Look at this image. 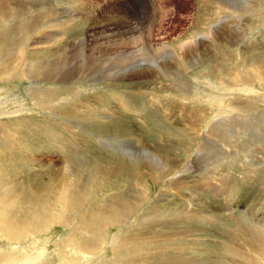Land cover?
Segmentation results:
<instances>
[{"label": "rangeland", "instance_id": "rangeland-1", "mask_svg": "<svg viewBox=\"0 0 264 264\" xmlns=\"http://www.w3.org/2000/svg\"><path fill=\"white\" fill-rule=\"evenodd\" d=\"M223 1L227 7L222 6L224 9L219 11L217 0H163L161 17L155 11L154 18L146 19V15L153 13L147 9V13L141 18L142 26L140 15L136 16L138 14L136 8L141 6L137 0H0V32L6 28H14L17 37L23 35V32L28 34L29 31L26 32L24 28L19 27L21 19H33L41 15L40 11L44 9H50L54 14H58L57 21H69V25L65 22L67 26L64 23L60 25L57 21L51 23L49 30L54 31L56 36L49 39L46 37L47 46L44 47V43L33 45L29 42V48L32 47V50L37 51L45 48L52 53L51 57L55 56L56 50L67 51L71 45L78 46L85 42L84 49L93 53V58L97 53L104 55L96 60L105 61L102 67L122 73L124 70H120L116 65L121 63V59L116 58L120 57L117 55L119 50H114V46L108 48L107 52L102 51V48H96L97 46L94 45L97 44L90 42L93 35H106L103 41L108 45L114 40L119 42L118 40L127 38L130 26L137 25V29L139 28L137 33L141 32L140 37H146L137 47H131V50L139 51L140 66L128 68L125 72L129 74L133 69L141 70L144 76L140 75L138 79L128 80L126 77L121 80L111 77L102 80L99 77L101 73L86 80H83L80 74L82 80L72 79L67 82L29 81L23 77L16 78L13 74L11 79L0 78V161H10L15 170L26 168L22 170L23 178L20 183H17L19 178L17 179L16 175L11 179L15 180L13 185L17 193L27 184L24 178L29 174L32 178L42 173L37 176L40 178L37 181L49 182L56 177L54 173L51 175L52 170L63 171L53 183L49 200L44 202L51 204L49 214L53 213L49 226L33 236L15 237L13 240H7L6 235L0 233V264L21 262V264H65L64 262L68 260V264H175L178 261L174 258L184 259L187 264H192L193 260L197 261L196 264H223V261L228 264H249L240 258H230L231 261L223 246L230 244L231 239L239 244L243 243V240L246 241L248 235L239 229L237 225L239 222L264 224V183H262L264 138L256 141L247 140L249 148L243 149V153L248 151V159L246 156L237 155L233 146L223 147L219 142L214 145L207 141L210 138L216 139L215 136H211L212 133L208 134L215 116L219 118L221 115H226L227 119H231L240 114V110L233 104L235 99L242 101L254 99L253 103L257 108L252 110L248 117L255 119L258 113L264 114V88L253 82L254 75L248 68L252 63V57L264 56V17L260 21L256 14L249 12L243 14L231 8L230 1ZM260 4L264 6V0H261ZM26 8L34 9L27 12ZM235 15L244 16L239 18H242L240 21L225 19ZM71 16L74 17L72 20H70ZM45 23H33L27 29L33 30L38 24ZM233 27H236L235 30ZM235 31L242 36L241 42H235L237 38L232 37L235 36ZM229 32L231 34L226 35ZM35 33H39L38 30ZM135 33L136 31L133 30L132 35ZM203 36L208 37L205 39ZM221 38L223 41L219 42ZM59 40L63 42H58ZM217 43H226L228 49H224V45L221 44L219 50L214 48V44ZM168 49L174 50L176 58L169 57ZM220 50H228L224 59L215 55V52ZM144 58H148L149 61L144 62ZM5 60L1 64L7 65L13 61V59ZM154 60L158 61L161 70L177 73L175 82L178 84L172 83L173 78L170 79L171 81L162 78L151 82L153 76H159L154 70L156 67L151 64ZM74 61L77 65L81 59L77 58ZM22 68L23 66L20 67ZM150 71H154V75H145ZM240 81L254 85L252 89L258 93L248 96L249 94L241 91L225 89L226 86L235 88L234 85L243 83ZM131 82L134 83L135 88ZM30 86H35L33 88L40 89L39 91L52 90L54 97L51 103L54 107L37 105L38 103L28 94L30 90L28 92L27 89ZM129 86L136 90L130 89ZM164 87L170 90L161 92ZM88 97H99L100 101L102 99L101 104H88ZM65 108H73L74 115L70 121L60 115V111ZM195 109L210 111V114H206L207 117L203 121L202 111L200 121L203 123H195L198 129L191 131L185 125L192 120L191 111ZM76 113L82 117L77 116ZM185 114H188L190 120ZM256 125V128H261V133H257L256 128H253L254 133L251 135L249 126L247 130L249 134L243 131L235 136L234 142L239 151L241 150L239 144L245 142L247 135L257 137L258 134L264 133V126L258 123ZM186 130L187 134L179 138L178 132ZM13 136H17L16 140ZM126 139L129 140L125 141ZM205 143L208 145L205 151L207 154L199 151L200 146ZM135 146L145 148L149 154L168 156L169 160L166 165L153 169L152 165L155 163L151 165L149 159L140 161L130 152L127 154ZM209 146L213 148L209 149L211 153L208 150ZM255 146L258 147L256 151ZM218 147L222 149L221 152ZM6 157L7 159H4ZM169 162L175 163L174 165L180 169H188L187 175H183L180 170L175 175L157 181L156 173L168 168ZM99 167L108 169L116 167L123 173L118 175L114 169L101 172ZM245 167L250 168L251 171ZM136 169L140 171L138 178L129 175ZM67 173L73 175L72 179L79 177L80 182H85L86 179L92 193L102 196L103 202L109 197L115 200L111 197L114 195L120 196L129 203L130 210L127 211L126 219L122 224L97 231L101 237H106V245L102 244L98 249L96 244H93V247H85L88 252L94 253H85L67 239L72 230L68 222L72 224L74 218H79L78 214L74 215L75 217L68 216L65 220L56 219L64 207L62 198L71 187L68 185ZM207 173L210 175L209 178ZM204 177L208 181H204ZM217 178L222 179L224 185L228 184L230 188L223 186V190L217 188L218 191L213 190L215 187H220L219 184L222 185L219 181L215 182ZM168 180H174L175 183ZM205 182H209L211 187ZM199 183H204V186ZM231 183L236 184L231 186ZM36 186L37 183L32 185L34 189ZM1 194H3L2 190H0ZM2 202L1 199L0 207ZM3 209L0 208V211H4ZM151 210L155 211L154 215L149 214ZM179 216H186V220H176ZM72 217L73 219H70ZM132 230L144 233L146 236L152 235L153 244L146 247L147 257L149 258L150 255L152 261H144L145 263L139 259L125 263L120 261V258L130 259L142 252L140 249L112 248ZM171 231L176 233L175 237H171L173 239L168 237ZM185 232L188 234L183 241L187 242L182 243L178 239H181ZM78 235L83 238L79 237L83 242L88 234L82 232ZM63 242L69 246L63 245ZM160 253L162 255L159 256ZM246 253L259 260L255 251H246ZM24 255L28 256L24 257Z\"/></svg>", "mask_w": 264, "mask_h": 264}, {"label": "bare ground", "instance_id": "bare-ground-1", "mask_svg": "<svg viewBox=\"0 0 264 264\" xmlns=\"http://www.w3.org/2000/svg\"><path fill=\"white\" fill-rule=\"evenodd\" d=\"M162 1H160V0H157V1L156 0H151V1H149V0H137V2L141 6L136 8L138 11V14H136V16L140 15L139 18H140V22H142L141 23L142 26H143V21L141 20V18L145 16V13H147L146 12L147 9H150L153 13H151L152 16L146 15V17H145L146 19L154 18L155 11H156V14L158 13V15L161 17V15L163 14V11H162V7H163L162 3L163 2ZM228 1L231 2V6H230L231 8L233 7L235 10L241 11L243 14L246 12H249V14L250 13L256 14L257 18H259L260 21L264 17V6L262 4H260L261 0H228ZM31 4H33V3H31ZM232 4H234V6ZM217 6H218V8H220L219 11L223 7H225V8L227 7L226 3H224L223 0H217ZM50 8H52V7H50ZM30 9L32 10L34 8H26V11L29 12L28 10H30ZM40 12H41V15L39 14L38 16H36L33 19H29V18H24V19L22 18L21 19L22 22L19 25V27L24 28L23 30L26 32L29 31L28 34L26 33L27 35L23 32V35H20V37H17L14 28L13 29L6 28L5 30H2L0 32V78L9 77V79H11L12 78L11 76L13 74V76H15L16 78L23 77L29 81H35L36 80L39 82H41V81L52 82V81L58 80V81H62V82H67V81H70L72 79L73 80H82V79L86 80L87 78L94 77L96 74H99V73H101L99 77L102 80H105V79L111 78V77L121 78V80L128 77L126 79L133 80V79H138L140 75L144 76L143 74H141V70H136V69H133L131 71V73H129V74L125 73V72H127L126 70L128 68H135V67L140 66L139 61H138L139 51L137 49L131 50V47L132 46L137 47L140 43L143 42V40L146 37L145 36L140 37L141 32L137 33V30L139 29V28L137 29V25L136 26H130L129 31L127 33L128 34L127 38L126 37L124 39L119 38V39H121V40H118L119 42H114L115 41L114 40L112 44H108V45L105 44L106 41L104 42L103 40L106 38V35H102V36L101 35L100 36L93 35L94 36L93 39L91 38L92 40L90 42L97 44V45H94V44L93 45L97 46L96 48H102V51L107 52V49L111 48L113 46L115 47L114 50H119V54H117V55H119L120 57H116V58L121 59V63H120V65H118L116 63L115 64L120 68V70H124V72L116 73V72L111 71V68L102 67L105 64V61H103V60H100V62L96 61L97 59H100L99 57L104 56L103 54L97 53L95 55V58H93L92 57L93 53L86 52L84 49V46H86L85 42L82 43L83 45L82 44H79L78 46H76V45L72 46L71 45L69 50L66 49L67 51H65V50L59 51L60 49L56 50V54L54 57H51L50 55L52 53H50V51L46 50L45 48L43 50H38V51L32 50L31 49L32 47L29 48L28 47L29 42H31L33 45H36V44L38 45V44L44 43L45 44L44 47H45V46H47L45 43V41H47L46 37L49 39L51 37L56 36V35H54L56 33H54V31L50 32L49 29H51V23L54 21H57L56 17L58 14H54L53 11L50 9H47V10L44 9ZM242 16H244V15H242ZM242 16H237V15L228 16V17L226 16L227 18H225V19H235L236 21H240L242 18L241 19H239V18ZM73 18L74 17L71 16L70 20H72ZM49 20H51V21L48 23H45L46 21H49ZM57 22H59L58 24H60V25L62 23L65 24V22L67 24L69 23L68 20L57 21ZM149 22H147V23H149ZM33 23H45L46 25L45 24H42V25L38 24L36 26L37 28H35V29L38 30L39 33H35L36 32L35 29H33V30L27 29L28 26L33 24ZM131 23H132V21H131ZM230 25H232V24H230ZM124 28H127V27H124ZM234 28H236V27H233V29ZM133 30L136 31V33L133 34L134 36L132 35ZM107 31H109V30H107ZM47 34H49V35L46 36ZM230 34H231V32H229V34H226V35H230ZM35 35H36V37H35ZM111 35L112 34H110V36ZM123 35H124V33H123ZM118 37H119V35H118ZM203 37L206 39L208 36L207 37L203 36ZM232 37L237 38L235 40V42H239V41L241 42L242 41V38H241L242 36L237 34L236 31H235V36H232ZM107 38H109V36ZM110 41L112 42V40H110ZM221 41H223L222 38H221V40H219V42H221ZM58 42H63V41L59 40ZM71 42H72V40H71ZM55 43H57V41H55ZM53 44H52V46L54 47ZM57 44H55V45H57ZM220 44L221 43L214 44V48L219 50ZM221 45H224V49H228L226 46V43L221 44ZM55 47H57V46H55ZM227 52H228V50H220V51L215 52V55L219 58L221 57L222 59H224L227 56ZM169 57L170 58L175 57L174 50H169ZM77 58H80L81 62L80 63L78 62V64L76 65L74 60H76ZM252 58H253L251 61L252 63L249 65L248 68L251 69V72L254 75L253 76V82H255V83L257 82L258 85L261 86V88H264V56L262 58H258V57H252ZM5 59H7V60L13 59V61L11 62V64L10 63L7 65L1 64V62H3V60H5ZM143 61L148 62L149 59L144 58ZM151 64L156 67L154 69L155 72L159 73L158 74L159 76H153L152 77L151 82L161 80L162 78L163 79L167 78V80L171 81L170 79L173 78L172 83L173 84L177 83V82H175V80H176L175 78H176V76H178L177 73H171L168 71L161 70L159 68L157 60L151 61ZM22 66H23V68L20 69V67H22ZM155 72L150 71L148 73H145V75H147V74H148V76L152 75V74L154 75ZM113 73H116V74H113ZM80 74L83 77L82 79L79 77ZM182 74H183V72H182ZM215 75H216V73H215ZM232 82H234V81H232ZM240 82H243V81H240ZM132 84L134 87V83H132ZM137 85H139V84H137ZM242 85L244 87H242ZM174 86L172 88H174ZM234 86H235V88H229L228 86H226L225 89L241 91L244 94H249L248 96H252V95H255L258 93L257 91H254L252 89V88H254V85L247 84L245 82L238 83L237 85H234ZM33 87H35V86H30L27 89V91L30 90V92L28 91L29 92L28 94L30 95V97L34 101H36L38 103L37 105H40V106L48 105V107H50L52 105V108H53L54 105L51 102H52L53 97H54V92L52 90L39 91L40 89L35 90ZM129 88L134 89L135 87L132 88V86H129ZM165 89H167V90H165ZM134 90H136V89H134ZM169 90H170L169 88L164 87L160 91L161 92H168ZM143 92H145V91L143 90ZM152 96H155V95H152ZM261 96L263 97V95H261ZM154 98H153V100H154ZM88 99H89V101L87 100L88 104H91V105H99V104H101V101H102V99L100 101L99 97L98 98L88 97ZM253 100L254 99H252V98H249V99L244 100V101H242L240 99H235L233 101V104L235 105L236 108H238L240 110V112H239L240 114L234 118L227 119L226 115H221V116H219V118H218V116H215L213 118L214 122L209 127L208 134L212 133L211 136L212 137L215 136L216 139L210 138V140H208L207 143H209V144L213 143L214 145H216L217 142H219L223 145V147L224 146L225 147L233 146V149L236 151L237 155L239 154L240 157L246 156L248 159V155H249V154H247L248 151L243 153V149L249 148V144H248L247 140L248 139L249 140L254 139L256 141V140L262 139V138H264V133L262 135L258 134L259 137L257 136V134H256L257 137H255V136L248 137L249 135H247V137L245 138V142L243 141L244 143L242 142L241 145L239 144V147H241L240 151H239L238 147L236 146L237 144H235L234 141L236 140L235 136L238 134H241V132H243V131L247 132V130L249 129V126H250V134L251 135L254 133L253 128H256V126H257L256 123L260 124V126H262V127L264 126V114H262L261 112L256 115L257 117L255 119L248 117V115H250L252 110H255V108H257V106L253 103ZM72 109L65 108L64 110L60 111V115L64 118H67L70 121L71 117L74 115ZM202 111H203L202 109H195L193 112L191 111L192 120L185 125L186 128H189L191 131L192 130L195 131L194 129H198L197 127H195V123H203L202 121H200ZM203 112L204 113H203L202 117H203V121H204V119L207 117L206 114L207 115L210 114V111H203ZM178 113H180V112H178ZM185 115L190 120V118L188 117V114H185ZM77 116L82 117V116H80V114H77ZM172 116H173V114H172ZM110 117H111V115H110ZM182 119L184 121V118H182ZM214 130H217V131L214 132ZM256 132L261 133V128L260 129L256 128ZM178 133H179V138H181L187 134V130L183 131V132H178ZM199 133H201V132H199ZM16 137L13 136V138H15V140H16ZM121 140H123V139H121ZM127 140H129V139H126L125 141H127ZM207 143L202 144V146H200L199 151H202L204 154H207V152H205V151H207V146H208ZM75 146H76V144H75ZM211 146H209L208 150L210 148H212ZM257 148L258 147L255 146V151ZM214 149H216V148H214ZM218 149L221 152L222 149H220L219 147H218ZM210 150H209V152H210ZM262 150L263 149H261V151ZM257 151H258L257 153H259V150H257ZM121 152L123 153V150H121ZM129 152L132 154V156L137 157L140 161L149 159L152 162L151 165L153 163H155L156 165L155 164L152 165L153 169H157L160 167V165H163V164L166 165L167 161L169 160L168 156H158L156 154H149V152L145 148H142V147L138 148L137 146H135L134 148L129 150L127 154H129ZM263 152H264V150H263ZM241 153H243V154L241 155ZM245 153L247 155H244ZM255 154H256V152H255ZM9 158H11V157H8V159ZM4 159H7V157ZM252 159H254V157ZM261 159H263V158L261 157ZM209 162H207V163H209ZM262 163H264V161ZM169 164H168V168L164 169V171H159L156 173L155 179L157 181L162 180V179H166V177H168L170 175H175L180 170H181L180 172L183 175H185V174L187 175L188 169H186V168L180 169L179 167L174 165L175 163H173V162H169ZM220 165H221V163H220ZM245 168H247L248 171L249 170L251 171L250 168H248V167H245ZM23 169L25 170L26 168H23ZM23 169H16L15 170L10 161L9 162L8 161L7 162L6 161L5 162L0 161V190H2V192H3V194L0 195V198L3 200L2 207H0V208H4L3 209L4 211H2V212L0 211V213H1L0 214V220H2L1 221L2 224L0 225V233L5 234L7 240H13L15 237H24V236H29V235L33 236L34 234L38 233L41 229L47 228L49 226L50 220H51L50 218L53 216V213L51 215L49 214V211L51 210V207H50L51 204L44 203V202H47L50 198L51 189L54 186L53 183L56 180V177L63 174V171H61V170H59V171H55L56 169L52 170V171L50 170L52 172L51 175L55 174L56 177L53 178L51 176L53 179H51L49 182L37 181L38 179H40L37 176H39L42 173L35 175L36 177H32V178L30 177L32 175L29 174L28 176H26L24 174L26 176L24 179L26 180L27 184L23 185L24 186L23 189L22 190L19 189V192L17 193L16 187H14L15 185H13L15 180H11V179H12V177H14L16 175L17 179L19 178L17 183H20L22 181L21 178H23V176L21 175ZM112 169H114L116 171V174H118V175H121L123 173V171L120 170V168L115 167V168L108 169V168H104V167H99V170L101 172H108V171H111ZM214 171H216V170L214 169ZM152 173H154V171ZM66 175H67V180L69 183L68 185L71 186L72 189L70 187L67 191V194H65V196H63L62 203H63L64 207H62L61 212L58 214L56 219L57 220H61V219L65 220V218L68 216H70V217L74 216V215L77 216V214H78L79 215V218H77L78 220L76 218L73 219V217H72L70 219H73L74 222L72 221L73 222L72 224H70L68 222V224L71 226L72 230H71V233L67 239L69 240V242L72 245L76 246L79 249L84 250L85 253H87V254H89L91 252L94 253L93 251L88 252V250H86L85 247L86 246H92L93 247V244H96L97 248L96 247L95 248L98 249L99 246H101L102 244L106 245V242H107L106 237H101V234H98L97 231L100 229H107L108 227H111L114 225L119 226L120 224H122L123 221L126 219L125 217H126L127 211L129 212V210H130V207L128 206L129 203L124 201L120 196H114V195L111 197H113L115 200H112L109 197L107 201L103 202V201H101L102 196L100 197L99 195L97 196L95 193H92L90 186H89L88 182L86 181V179H85V182H80L81 180H79V177H77L76 179H72V177H73L72 174L67 173ZM129 175H132L134 178H138L140 176V171L138 169H136L134 172L131 171V173H129ZM206 175H208V173ZM209 176L210 175H208V178H209ZM201 179H200V181H201ZM217 179H215V182L219 181V183H222V185L219 184L220 187H215V189H213V190H216V188L219 190H223V186H225V187L227 186L230 188V186L228 184L224 185V183L221 181L222 179L221 180L220 179L217 180ZM203 180L208 181V179H206L205 177ZM168 181H170V180H168ZM172 181L174 184L175 181L171 180L170 182L172 183ZM35 183H37V186L34 189L32 187V185ZM207 183H209V182H207ZM262 183H264V180ZM199 184L201 185L202 183H199ZM235 184L231 183L230 185L234 186ZM202 185L204 186V183ZM209 185L211 187L210 183H209ZM210 190H211V188H210ZM216 191H218V190H216ZM216 191H214V192H216ZM0 206H1V204H0ZM154 212H155L154 210H151L149 212V214L154 215L153 214ZM149 217H150V215H149ZM178 219H185L186 220V216H184V217L179 216L178 218H176V220H178ZM240 223L241 222H239L237 224L239 229L242 232L246 233L248 235V238L246 239V241L243 240V243H241V244H239V242L233 241V239H231L230 244H228V245L224 244L223 250H225V253H227L226 255L229 257V259L230 258H232V259L233 258H240L249 264H263L264 263V224H259V223L254 224L253 222H249L248 224H243V222H242V224H240ZM175 227L177 228L176 224H175ZM172 228H173V226H172ZM170 229H171V227H170ZM82 232L88 234L87 236L84 237L85 239L83 242H81V240H79L80 236L78 235L79 233H82ZM166 232H169V231H166ZM104 233H106V232H104ZM168 234H165V235H168ZM187 234H188V232H185V235L181 239H178V240H181L182 243L187 242L185 240L183 241V238H186ZM103 235L105 236V234H103ZM175 236H176V233L172 232L169 234L168 237L171 238V237H175ZM80 238H82V237H80ZM171 239H173V238H171ZM152 240H153L152 235L146 236L144 233H140L136 230H132V231H129L127 233V236H125V238L118 240V242L115 243L112 248H115L116 250H139L140 249V250H142V252L135 254L136 255L135 257L132 256L130 259L120 258V261L122 263H125L126 261L129 262L132 259H139L142 263H145L144 261H147V262L152 261V257H150V255H149V258H148L147 254H146V247L149 246L150 244H153ZM76 241H78V242H76ZM169 241H171V240H169ZM164 242H165V240H164ZM62 244L69 246L65 242H63ZM171 244H173V243H171ZM182 247H183V245H182ZM170 248H168V249H170ZM246 248H247V250H246ZM248 248L257 253L256 256L259 257V260H257L254 256L252 257L251 255H247L246 251H249V252L251 251ZM87 249H88V247H87ZM159 249H161V248H159ZM171 249H173V248H171ZM182 249H184V248H182ZM170 254H171V252H170ZM25 255H24V257L28 256V255L27 256H25ZM158 255L160 256L162 254L160 253ZM164 255H163V257H164ZM64 257H67V256H64ZM11 258H12V256H11ZM174 259H176V261H178V262L175 261L176 262L175 264H187L188 263L186 260L181 259V258H174ZM33 261H35V260H33ZM193 261H192V264L197 263V261H194V262ZM68 262H69V260L65 261L64 263L68 264ZM29 263H32V262H29ZM91 263H92V261H91ZM223 264H228V263H225L223 261Z\"/></svg>", "mask_w": 264, "mask_h": 264}]
</instances>
